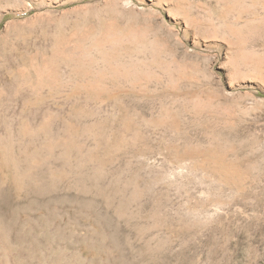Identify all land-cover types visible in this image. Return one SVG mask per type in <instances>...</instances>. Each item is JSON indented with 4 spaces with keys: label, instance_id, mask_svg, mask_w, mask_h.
<instances>
[{
    "label": "rangeland",
    "instance_id": "rangeland-1",
    "mask_svg": "<svg viewBox=\"0 0 264 264\" xmlns=\"http://www.w3.org/2000/svg\"><path fill=\"white\" fill-rule=\"evenodd\" d=\"M0 264H264V0H0Z\"/></svg>",
    "mask_w": 264,
    "mask_h": 264
},
{
    "label": "bare ground",
    "instance_id": "bare-ground-1",
    "mask_svg": "<svg viewBox=\"0 0 264 264\" xmlns=\"http://www.w3.org/2000/svg\"><path fill=\"white\" fill-rule=\"evenodd\" d=\"M227 175V174H226Z\"/></svg>",
    "mask_w": 264,
    "mask_h": 264
}]
</instances>
